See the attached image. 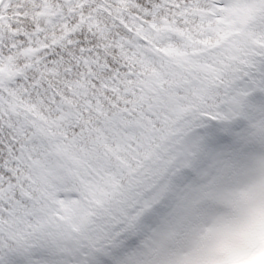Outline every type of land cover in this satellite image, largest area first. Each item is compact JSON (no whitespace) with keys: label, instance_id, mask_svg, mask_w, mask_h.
I'll return each mask as SVG.
<instances>
[{"label":"snow or ice","instance_id":"snow-or-ice-1","mask_svg":"<svg viewBox=\"0 0 264 264\" xmlns=\"http://www.w3.org/2000/svg\"><path fill=\"white\" fill-rule=\"evenodd\" d=\"M264 213V0H0V264H232Z\"/></svg>","mask_w":264,"mask_h":264},{"label":"clouds","instance_id":"clouds-1","mask_svg":"<svg viewBox=\"0 0 264 264\" xmlns=\"http://www.w3.org/2000/svg\"><path fill=\"white\" fill-rule=\"evenodd\" d=\"M252 247L232 264H264V213L258 214L251 236Z\"/></svg>","mask_w":264,"mask_h":264}]
</instances>
